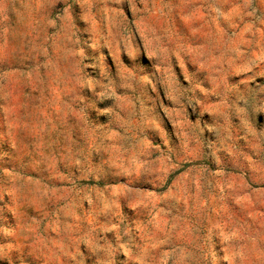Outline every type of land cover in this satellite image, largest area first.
Here are the masks:
<instances>
[{"label":"rangeland","instance_id":"374dc122","mask_svg":"<svg viewBox=\"0 0 264 264\" xmlns=\"http://www.w3.org/2000/svg\"><path fill=\"white\" fill-rule=\"evenodd\" d=\"M0 264H264V0H0Z\"/></svg>","mask_w":264,"mask_h":264}]
</instances>
